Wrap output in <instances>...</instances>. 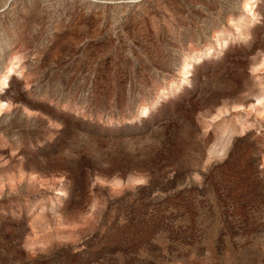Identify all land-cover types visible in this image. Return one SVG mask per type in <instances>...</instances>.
<instances>
[{"label": "rangeland", "instance_id": "rangeland-1", "mask_svg": "<svg viewBox=\"0 0 264 264\" xmlns=\"http://www.w3.org/2000/svg\"><path fill=\"white\" fill-rule=\"evenodd\" d=\"M0 264H264V0H0Z\"/></svg>", "mask_w": 264, "mask_h": 264}, {"label": "trees", "instance_id": "trees-1", "mask_svg": "<svg viewBox=\"0 0 264 264\" xmlns=\"http://www.w3.org/2000/svg\"><path fill=\"white\" fill-rule=\"evenodd\" d=\"M231 51L232 50H230L229 52H231ZM234 53H235V56L236 57H240V56H242V55L245 54V51H244V48L243 47H240V48L234 50ZM209 65H210V63L203 61V62H201V64L199 65V67L196 68V70H202L203 68H206ZM190 91H192V90H190Z\"/></svg>", "mask_w": 264, "mask_h": 264}]
</instances>
